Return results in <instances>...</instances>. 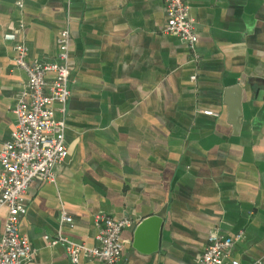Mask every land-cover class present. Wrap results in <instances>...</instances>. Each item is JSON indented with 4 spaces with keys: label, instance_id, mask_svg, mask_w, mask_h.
<instances>
[{
    "label": "crops",
    "instance_id": "1",
    "mask_svg": "<svg viewBox=\"0 0 264 264\" xmlns=\"http://www.w3.org/2000/svg\"><path fill=\"white\" fill-rule=\"evenodd\" d=\"M186 3L199 64L165 34L163 0H0V150L27 83L16 46L27 43L32 64L50 62L62 32L71 36L68 157L55 183L28 190L26 264H100L73 263L45 238L96 247L102 214L136 222L120 264H198L217 232H243L233 257L264 264V0ZM7 216L0 209V239ZM151 216L164 224L158 251L144 254L134 235Z\"/></svg>",
    "mask_w": 264,
    "mask_h": 264
},
{
    "label": "built area",
    "instance_id": "2",
    "mask_svg": "<svg viewBox=\"0 0 264 264\" xmlns=\"http://www.w3.org/2000/svg\"><path fill=\"white\" fill-rule=\"evenodd\" d=\"M163 3L168 15L165 34L179 38L191 53L193 62L199 64L196 21L186 0H163ZM70 37L69 30L62 32L58 54L50 62L32 64L27 43L23 41L16 46L15 63L26 73L27 83L14 110L15 132L0 150V209L8 210L0 239V264H26L33 260L30 241L20 230V219L28 212V190L35 181L55 183L57 169L68 157L65 118L71 96ZM192 80L196 81L197 76ZM58 113L63 118L58 119ZM96 220L99 230L96 247L74 242L62 233L45 239L52 247L63 246L73 263L86 257L100 264H120L124 251L122 234L136 222L104 214L98 215ZM72 223L71 217L62 216L61 225ZM243 239V232L235 237L213 233L198 264H240L233 257V250Z\"/></svg>",
    "mask_w": 264,
    "mask_h": 264
},
{
    "label": "water",
    "instance_id": "3",
    "mask_svg": "<svg viewBox=\"0 0 264 264\" xmlns=\"http://www.w3.org/2000/svg\"><path fill=\"white\" fill-rule=\"evenodd\" d=\"M163 224L164 219L158 216H151L142 221L135 231L134 248L144 254L157 252Z\"/></svg>",
    "mask_w": 264,
    "mask_h": 264
}]
</instances>
